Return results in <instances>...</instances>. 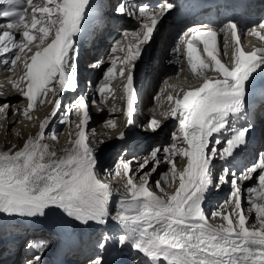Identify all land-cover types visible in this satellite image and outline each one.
<instances>
[{
	"label": "snow or ice",
	"instance_id": "1",
	"mask_svg": "<svg viewBox=\"0 0 264 264\" xmlns=\"http://www.w3.org/2000/svg\"><path fill=\"white\" fill-rule=\"evenodd\" d=\"M0 6H6L0 7V19L7 21L0 23V55L12 57L4 63L16 66L24 53L25 71L9 83L27 100L23 112L31 119L29 111L43 105L49 93L55 97L60 91L78 89L77 37L84 31L92 0H0ZM174 7L171 0L156 6L119 0L115 13L134 19L138 27L122 31L127 47L121 45L120 39L114 41L110 52L117 55L108 57L110 66L103 77L106 83L97 88L100 100L92 99L91 106L104 110L105 93L115 91L109 85L117 78L119 61L121 98L126 100L123 114L128 127L135 124L136 61L160 21ZM238 33L239 24L230 19L218 29L194 25L182 34L173 51L179 53L181 44L186 45L183 52L190 79L198 86L188 90L181 87L175 96L167 95V100L174 103L162 115L174 119L177 127L170 134V143L155 146L137 165L135 173H140L139 178L135 173L129 175L135 158L119 160L115 174L128 178L122 191L116 190L119 208L114 215L109 211L114 189L97 171L95 145L104 141L89 140L86 129L91 119L90 104L84 94L65 106L61 123L67 122L69 114L78 117L79 122L75 123L77 131L69 133L70 147H65L63 154L45 142L46 128L61 107L59 98L47 101L55 106L39 124L37 135L29 137L19 150L0 151V213L35 218L60 212L81 225H104L111 218L121 232L115 236L103 233L95 245L98 254L88 264H108L104 253L110 247L128 249L143 257V261L133 264H264V151L243 171L229 166L230 158L247 144L253 129L247 86L258 69L264 70V47L246 51ZM250 33L264 41V19L253 25ZM221 34L222 52L218 47ZM7 70L11 71V67ZM208 70H214L217 77H208ZM0 108L7 110L10 105L4 103ZM106 127L115 129L117 125L109 119ZM161 128V120L155 117L146 126L152 132ZM124 137L125 133L120 132L118 139ZM51 139L57 137L53 135ZM217 159L224 162L218 175L214 174ZM182 161L184 167L179 170L177 165ZM161 163L171 166L172 179L163 174V181L155 182L161 193L157 194L150 180ZM254 176L256 184L246 190L245 210L241 185ZM168 185L173 186L171 193L166 190ZM224 185L231 186L229 199L209 216L203 207L206 196L213 188L219 190ZM217 218L222 222H210ZM27 247L33 255L25 264H45L47 241L31 240Z\"/></svg>",
	"mask_w": 264,
	"mask_h": 264
},
{
	"label": "bare ground",
	"instance_id": "2",
	"mask_svg": "<svg viewBox=\"0 0 264 264\" xmlns=\"http://www.w3.org/2000/svg\"><path fill=\"white\" fill-rule=\"evenodd\" d=\"M141 1L142 0H126V2H128V3H141ZM33 2L36 3V2H38V0H34ZM110 2H112V1L110 0ZM115 5H116V2H114V4H110V7L113 8V7H115ZM0 7H6V6H0ZM29 11H31V9H29ZM219 19H221V18H219ZM170 20H173L172 16L170 17ZM6 22H7L6 20L0 19V23H6ZM105 23L108 24V27H104V26L103 27L100 26V27H101V30L103 33L106 32L105 35L107 37L110 36L109 40L111 38V35H109V33L114 28V26H119L120 27L119 31L121 33L124 29L131 30V29H136L138 27L137 23L134 19H131L130 21H128V23L126 25H122L121 22H119V20H117L115 12H113L111 15H109V17L105 20ZM257 23H259V22H257ZM257 23H255V24H257ZM168 24H169V22L163 25V27L161 29V33L157 35V37L154 41V45L152 47H155V49L157 48V53H156L157 55L155 57L154 63L152 64L150 62V64H148L146 66L144 76L139 75V71H138L139 68H138V66L135 67V71H138V73L135 75V87H136L137 92L140 96H142V94L146 92L147 96L145 98V101H146V99L149 98L150 94L152 93V91H154V89L156 88L157 84L160 81H161L160 86L161 87H167V89H169V90L174 89L173 87H169V85H172V86L176 85L177 88L183 87L185 90H188V88L190 86H198L197 81L190 79V71L187 67V62H186V58L184 56V53H182V52L176 53L173 51V49L176 47V46H173V35H172L174 30H175V27L172 26L171 24L168 27L167 26ZM196 24H199V22L192 23V25H196ZM255 24H253V25H255ZM97 25L98 26L100 25L99 22H97ZM165 25L167 27L164 30ZM253 25L250 26V29L253 27ZM248 37L250 39H252L251 36H248ZM119 39L121 40V45L124 47H127L126 40L122 39L121 36ZM97 42H98V40H97ZM106 42H107V40H106ZM156 43H157V45H156ZM263 43H264V41L259 39L258 47H264ZM222 47H223V45L221 44V46H220L221 52H222ZM99 49H100L99 54L95 58H92L90 61H88L89 64H91V66H93L96 62L102 61L103 63H99L101 65V64H105L109 61L106 58H100L102 50H103V46H99ZM150 49H151V42L149 44L143 46V54L139 58V60H140V62L138 63L139 65H141V62L143 61L146 54H148L150 52ZM25 51H27V50H25ZM168 51H169V53H168ZM120 55H122V54H120ZM11 58L12 57H10L7 54L0 55V105H3L4 103H8L10 105L9 109L11 111L15 112L13 115H9L10 116L9 118H7L5 116V118H7L6 120L3 117H0V132H2L1 136H0V140L2 139L4 141H9V142H12V141L17 139L16 131H19V132H21L22 135L28 137L29 133L32 130H34V128H35V127H32V125H31L32 121H28L29 123L27 122V125L23 124L24 123L23 121L26 119V116L24 115L23 110L27 107V100H25V98H24V100L22 101L21 100L22 97H21L20 93L18 91H16L15 89H13L12 85L9 83L10 80H18L20 78V76L23 75V73L25 71V69L23 67L24 53H21V60L17 62L16 66L6 65L4 63L5 59L10 60ZM176 60H179V62L176 63ZM99 64H97V66H99ZM167 65H171V66L168 67ZM97 66H96V68H97ZM9 67H11V71L7 70ZM181 68H183L184 70L179 71ZM206 75L210 78H215V77H217L218 74L215 75L214 70H208V71H206ZM255 75H256V73L253 74V78L249 81V83L254 80ZM186 77H188V79H186ZM92 78H93V83H92V87H91L92 92L90 93V96L92 99H96L97 102H99L100 95L97 93V88L99 87L100 84L106 83V82L102 81V83L97 85L98 74H92ZM118 78H116V79L118 80ZM109 87L112 88V83L109 85ZM80 90L81 89L76 90V92L80 91ZM59 94H62V101H61V107H60V110H62V106H64V104H66V106H67L74 100L75 94L72 91L65 90V91L58 92L57 96H55V97L53 96L52 93H49V96L46 99L49 98L51 100H54V99L58 98ZM108 95H110V94L105 93L106 106H104L103 111H98L97 107L91 106V102L89 103L90 104V107H89L90 114H92V115L95 114V121L93 123H89L87 126V134L89 136L90 141H98L99 139H102V141H104V143L109 141L108 143L113 145V147H117L123 143L127 144V142L130 141V135L132 134L131 132H133V131L136 132V130L138 129V124L141 123V133H143L142 140L144 142V145H146V146H143L142 148H148L149 146H152V143H155V144L158 143V145H159L162 142L163 138L161 137V130L163 129L166 121H171V122L175 121L171 117L165 119L162 115V113L168 112L170 110L172 104L174 103V102L170 103L166 97L164 100V103L166 105L165 104L160 105L159 109L157 110L156 113L151 112L150 116H145V115L139 116V118H140L139 122L137 124L135 123L132 126L128 127L127 122H126L127 117L123 114V111H124L125 106H126V100L122 99L121 97H118V96H112L111 98L108 99L107 98ZM181 95H182V93H181ZM90 96L88 97V101H89ZM110 102H111V105H110ZM46 104L47 103L45 101V103L43 105H38L34 109L35 111L38 110V116L40 117V119H39L40 121L38 123L37 129L39 128V124L44 120V118L46 116H48L51 113L52 108L55 106L54 103L50 104L49 106H47ZM21 107L23 108L22 110L20 109ZM168 107H170V108L168 109ZM0 109H2L3 112H6V113H8V110H9V109L5 110L3 108H0ZM113 109H115V110H113ZM60 110L58 111L57 116H56V118L60 117L59 121L56 120V121H58L57 124H55V122H56L55 121L56 118H55L52 120V122L46 128L45 134H47L48 136L55 135L56 131L59 130L63 125V123H61V119H64L65 109L63 108L62 111H60ZM103 116H108V117L102 119ZM123 116H125V117L123 118ZM69 117H73V115L69 114ZM153 117H155L158 120H161V122H162V128L156 132L146 130V126L148 124V121ZM122 118L124 120H122ZM68 119H66V120L68 121ZM109 119L115 121V123L117 125V127L115 129H111V128L106 127V122ZM13 124H16V126H15V128L12 129ZM53 124L56 125L54 128H53ZM15 129H16V131H15ZM131 129L133 131L130 132ZM120 132L125 133L124 139H118ZM248 138L249 137H247V140H248ZM56 140H58V139H56ZM263 140H264L263 136L261 135L258 138V144L263 143ZM143 142L141 141L142 144H143ZM127 146H130V145H127ZM247 149H248V147L241 146L240 148H238L236 150L234 157L236 156V154H241V153L246 152ZM13 150H19V149L14 148ZM130 153H131V151L129 152V154ZM144 156H147V154L144 153V155L140 154L137 157H135V163L132 164V166H131L134 173H135V170L137 168V165L139 163L143 162V160L145 158ZM234 157L230 158V164H229L230 167H237L238 166L237 167V169H238L239 167L246 168V167L250 166L248 164L243 165L244 161H242V160L235 161ZM184 163L185 162L182 161L181 163L178 164V167L180 170H182V168L184 167ZM113 164L115 165V162L114 163L112 162V166H113ZM223 164H224V162L220 161L218 159L215 161V173L214 174L218 175V172H220ZM112 170H109V171H105L103 169L101 170V167L97 166V171L100 173L101 179L104 180L105 182L109 183L110 185H112V187L114 189L113 197L109 203L110 206H114V204H116L115 201L119 200V199H117V198H119V193L116 190L122 191V186L128 178V177L123 178L121 176H114L113 177ZM113 173H115V172H113ZM132 174H133V172L129 173V175H132ZM135 174H136L137 178H139L140 173H135ZM155 179H158V177L155 175L151 176L150 184L154 183ZM254 179H255V176L253 177V179L245 181L242 183L241 186H242V189H244L243 198H245L244 193L247 192L246 191L247 188L256 184L253 182ZM177 183H178V180H177ZM162 186H165V185L162 184ZM152 190L156 191L157 194H161L156 189H152ZM166 190L169 193H171L173 191V186H171V187L166 186ZM208 196H209V193L207 194L206 199L208 198ZM220 199H221V196L218 194L211 201V204L217 208L220 207L222 205V202H220ZM243 203H244V206L246 208H248V203L246 202V199H244ZM224 207L226 208L227 205H224ZM209 209H212V208H209ZM204 210L206 213L208 212V208L204 207ZM112 215H114V214H112ZM21 218L24 222H29L30 224L35 225L36 224L35 220L40 218V217H35V218L21 217ZM41 218H44V217H41ZM253 219H254V217H253ZM210 222L219 224L222 221L219 218H217L215 220H211ZM53 227L55 228V230L57 231V233L59 235H56L55 233H54V235L50 234V232L48 233L45 230H44L45 232L43 233V235H45V236L49 235L50 237L53 236L52 240L54 238H56L57 236H59L58 238L60 239L61 238L60 236L62 234H65V231H64L65 226L60 222V223L54 224ZM27 228H29V227L27 226ZM41 228L42 227L34 229V233H36V235H37L38 234L37 230H41ZM109 228H112V224L103 228L106 230L105 233L108 232ZM114 228L116 229L117 227H114ZM114 228L111 229L112 230L111 232H113ZM31 233H33V231ZM27 234H30V232H28ZM54 236H56V237H54ZM34 239H37V236H35ZM38 240H43V239L40 238ZM62 240H61V242H62ZM22 243H23V241H22ZM51 244H52L53 250H54L55 244L53 242ZM18 250L16 251L18 253L15 252L13 254V257H11V258H16V257H19L22 255L21 252ZM56 250H57L56 255H58L59 248ZM1 251L2 250H0V252ZM71 251H72L73 255H70V258L72 257V260H70L68 257V253ZM69 252L67 253V257L66 258L64 257V260H62L63 262L61 264H88L90 258L87 260L86 257L88 255H94V251H92V250L90 251V250H88V248H82L80 250L79 254L77 253L79 251L76 250L75 248L71 249ZM83 252H85V254H81ZM5 253L6 252H4V254ZM132 255H135V253L131 252L128 249H125L124 251H121V255H111V256L107 257V258H109L107 261H108V264H126V263L127 264H133L134 261L140 260V259H138L139 257L132 260V258L135 257ZM1 259L2 258L0 256V263H1ZM130 260H132V261H130ZM49 264H52V263H49Z\"/></svg>",
	"mask_w": 264,
	"mask_h": 264
},
{
	"label": "rangeland",
	"instance_id": "3",
	"mask_svg": "<svg viewBox=\"0 0 264 264\" xmlns=\"http://www.w3.org/2000/svg\"><path fill=\"white\" fill-rule=\"evenodd\" d=\"M116 16H118L116 18H117V20H119V22H121L122 25H126L128 23V21L131 20V18H128L126 16H119L117 14H116ZM119 17H121V18H119ZM167 26L169 27L170 26V23ZM167 26L166 25L164 26V30L166 29ZM119 29H120L119 26H114V28L109 33V35H111V38L109 40V37L110 36L108 37L107 43H111L112 38L116 34L118 35L117 40L120 38L121 32L119 31ZM156 45H157V43H156ZM156 53H157V48L155 49V47H152L150 49V52L148 54H146V56L144 57L143 61L141 62V65H139V64L136 65V67L138 66V68H139V75H143L144 76V72H145L146 66L148 64H150V62L152 64L154 63L155 57L157 55ZM168 53H169V51H168ZM112 55H113V53H112ZM101 56H100V58H106V56H107V53H106V45L103 46V50H102ZM139 62H140V60H138V63ZM117 63L120 64L119 61ZM108 64H110L109 61L107 63H105V64H101L100 67L97 66V68H94V69H98V71L95 72V70L93 69V74H99L100 73L98 75L99 78H100L105 73V71H106L107 68L106 69H104V68ZM167 66L169 67L171 65H167ZM102 69H104V70H102ZM100 71H102V72H100ZM117 72H118V70H117ZM117 78H118V74H117ZM97 80H98V78H97ZM102 81H104L103 80V77H101L98 80V83L97 84L99 85L100 83H102ZM160 82H159V87H160ZM111 83H112V88L115 89V91L113 93H111L112 95L111 94L108 95L107 98L109 99L112 96L122 97L123 94H121V93H123V90H122V88H123V82L122 83H120V82L117 83V79H114V81H112ZM58 98L62 101V94H59L58 95ZM75 98L76 97H74V99ZM21 100L23 101L24 98H22ZM48 100H50V99L48 98V99L45 100L46 103H47L46 104L47 106H49L50 104H52V103H48L47 102ZM110 105H111V102H110ZM65 106H66V104H64V106H62V110H63V108L65 109ZM169 108L170 107H168V109ZM20 109L22 110L23 108L21 107ZM34 109L35 108H33L32 110L29 111V116L31 117V119H29V118L26 117V119L23 121L24 122L23 123L24 125H27V122L28 121H32V124L31 125H32V127H35L34 130H32L29 133L28 137H27V136L22 135L21 132L16 131V129H15L17 139L14 140V141H12V142L4 141V140L1 139L0 140V151H7L9 149H14V148L20 149V148L23 147L24 143L28 140L29 137H34L35 135L38 134L39 128L37 129V127H38V123L40 121L39 120L40 117L38 116V110L35 111ZM62 110H60V111H62ZM14 113L15 112L14 111H11L10 109L8 110V113L3 112V110L0 109V117H3L5 120L10 117L9 115H13ZM5 116L7 118H5ZM106 117H108V116H103L102 119H104ZM124 117L125 116H123V118ZM64 118H65V116H64ZM123 118H122V120H124ZM59 119H60V117H57L55 119V121L56 120L59 121ZM66 119H68V121L66 123H63L62 127L59 130H57L56 133H55V136L57 137L58 140H53V139H51L52 136H48L47 134H45V137H46L45 142L48 143L49 145H51L53 148H55V150L58 152V154H63V149L65 147H70V144H69V139H70L69 133H75L77 131V129L75 128V123H78L79 122V118L78 117H75V116H73V117H69L68 116ZM58 121H56L55 124H57ZM94 121H95V114H93V115L91 114V119H90V122L89 123H93ZM16 124H13L12 129L15 128ZM55 124H53V128L56 126ZM176 127H177V122L176 121H174V122L166 121L163 129L161 130V137L163 138V140H162V142L159 145L163 146V145H166V144L170 143V139H171L170 134H171V132L173 130H175ZM86 131H87V129H86ZM131 131H133V130L131 129L130 132ZM1 133L2 132H0V136H1ZM131 133L132 134L130 135V141L127 142V144L123 143V144L119 145L120 147L119 146L113 147V145H111L110 143H108L109 141H107L106 143H103V144L95 145V146L98 147V151L96 153L97 158H98V165L97 166H100L101 168L102 167L108 168L105 171H109V170H112L113 169L112 170L113 177L114 176H117L115 173L117 171L118 163H119V160L121 158L126 159V160H131L132 158H135V157H137L140 154L141 155H144V153H146L148 155L150 153V151L155 146L158 145V143H156V144L155 143H152V146H149L148 148H142L143 146H146V145H144V142L142 140L143 133H141V131H140V133H137L135 131H133ZM138 136H139V138H137ZM73 139H74V136H73ZM134 139H136V140H134ZM101 140L102 139H99L98 141H101ZM141 141L143 142V144L141 143ZM132 144L134 145V147H132L131 153L128 154V155H126V153L123 151L124 148H125V146L123 147V145H132ZM13 146H15V147L13 148ZM137 150L139 151V154H137V155L133 154V151H137ZM161 156H163V153H161ZM144 157H146V156H144ZM177 160L179 161L180 158L177 157ZM112 162L113 163L114 162H117V164L115 163L116 165L113 164V166H112ZM170 167L171 166L169 164H167V163H161L160 164V166L158 167L157 171L152 174V176L155 175V176L158 177V179H155L154 180V183L150 184L152 189H156L155 182L157 180H160L161 179V181H163V178H164L163 174H168V179L169 180L172 179L171 174H170ZM177 167H178V165H177ZM178 169H179V167H178ZM113 172H115V173H113ZM133 173H134V171H133ZM214 173H215V169H214ZM218 174H219V172H218ZM121 177L126 178L125 176H121ZM253 182L256 183V179H254ZM171 186L172 185H168V187H171ZM156 190L158 191V189H156ZM231 190L232 189H231V186L230 185H224L219 190H216L215 188H213L212 190H210L209 196L204 201V204H203V207L208 208L207 214L209 216L211 215V213H212L213 210L217 209V207H215V206H213L211 204V201L215 198V196H217L219 194L221 196L220 202L223 203L224 201H227L229 199V193L231 192ZM246 193H244V195ZM246 197H247V195H246ZM117 199H119V198H117ZM246 202H247V200H246ZM115 203L116 204H114V206H110L109 205V210L111 209L110 210V214L111 215L112 214H115V211L117 210V208H119V200L116 201ZM209 208H212V209H209ZM19 218L21 219L20 221H19ZM40 219H41V217L38 218V219H36L35 221H38L39 222ZM72 222L74 224L72 226V229H71L73 235L71 233L67 232L66 229H65L64 230L65 231V234H62L60 236V237L63 238V240H62V242L60 240L61 245L59 246V245H57L58 244V241H59V238H58L59 236H57V237L54 236L56 238H54L52 240L53 236L50 237L49 235H47V236L43 235V233L45 231H47L48 233L50 232V234H53L54 235L53 232L48 231V230H45L44 231V229L41 228V230H37L38 231V234L36 235V233H34L33 230H31L30 228H27V225H29L31 227L33 225L30 224L29 222L22 221V218L21 217H18V216H7L5 214L0 213V242L3 243V244H0V250H2L0 252V254H2V252L3 253L4 252L9 253L10 251H12V252L14 251L12 253V254H14L18 249H19L18 251H20L21 254H22V251H21L22 241H24V239L26 238V236L33 234L32 235L33 238H35V236H37V239L42 238L43 240L47 241L48 248H47V251L45 252L46 255L44 256V258L47 261L50 260L51 262H49V263H53V261H54L56 264H61L63 262L62 260H64V257L65 258L67 257V253L71 249H73V248H75L76 250L79 251V252H77L78 254L80 253V250L82 248H88V250L94 251V255H97L98 254V250L95 247L96 241L99 239V237L103 233L106 232V230L105 229H101V228L100 229L97 228L96 230H93L89 225H81V224H78V223H76L74 221H72ZM56 223H60V222L57 221ZM56 223H54V224H56ZM118 230L119 229H117V228L116 229L115 228L113 229V232H112L113 236L118 235L117 232H116ZM32 231H33V233H31ZM28 232H30V234H27ZM22 234L24 235L23 237H22ZM77 234L81 238L80 240H78L79 237L77 236ZM52 242L55 244L54 250H53V246L51 244ZM58 248H59V252H58V255H56V252H57L56 249H58ZM85 252H83L81 254H85ZM16 253H18V252H16ZM70 255H73L72 254V251L68 253L69 259L72 260V257L70 258ZM94 255H88L86 257V259L88 260L89 258L94 257ZM132 256H135L134 258H132V260H134L135 258H138L139 257L138 259H140V261H143V257L138 256L137 253H135V255H132ZM107 257L108 256L105 255V259L106 260L109 259ZM132 260H130V261H132Z\"/></svg>",
	"mask_w": 264,
	"mask_h": 264
}]
</instances>
